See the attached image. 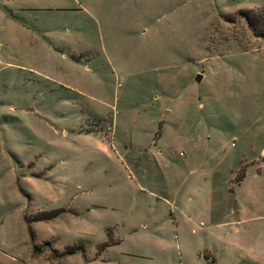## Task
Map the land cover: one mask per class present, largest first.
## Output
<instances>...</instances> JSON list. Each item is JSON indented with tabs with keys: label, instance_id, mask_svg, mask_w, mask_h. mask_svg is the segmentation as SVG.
I'll return each instance as SVG.
<instances>
[{
	"label": "rangeland",
	"instance_id": "rangeland-1",
	"mask_svg": "<svg viewBox=\"0 0 264 264\" xmlns=\"http://www.w3.org/2000/svg\"><path fill=\"white\" fill-rule=\"evenodd\" d=\"M262 11L0 0V264H264Z\"/></svg>",
	"mask_w": 264,
	"mask_h": 264
},
{
	"label": "trees",
	"instance_id": "trees-1",
	"mask_svg": "<svg viewBox=\"0 0 264 264\" xmlns=\"http://www.w3.org/2000/svg\"><path fill=\"white\" fill-rule=\"evenodd\" d=\"M246 23L249 27V29H251V31L253 32V34L264 40V11H262L259 14H252V16L248 17L246 19ZM52 216L51 215H47V216H41L38 217V220H48L51 219ZM39 250V251H38ZM42 251L41 247H33V255H36L37 253H40Z\"/></svg>",
	"mask_w": 264,
	"mask_h": 264
},
{
	"label": "crops",
	"instance_id": "crops-1",
	"mask_svg": "<svg viewBox=\"0 0 264 264\" xmlns=\"http://www.w3.org/2000/svg\"><path fill=\"white\" fill-rule=\"evenodd\" d=\"M35 255L30 254L29 259L26 260H18L19 262H21V264H36V259H35Z\"/></svg>",
	"mask_w": 264,
	"mask_h": 264
},
{
	"label": "water",
	"instance_id": "water-1",
	"mask_svg": "<svg viewBox=\"0 0 264 264\" xmlns=\"http://www.w3.org/2000/svg\"><path fill=\"white\" fill-rule=\"evenodd\" d=\"M196 81L198 82V80L196 79Z\"/></svg>",
	"mask_w": 264,
	"mask_h": 264
},
{
	"label": "built area",
	"instance_id": "built-area-1",
	"mask_svg": "<svg viewBox=\"0 0 264 264\" xmlns=\"http://www.w3.org/2000/svg\"><path fill=\"white\" fill-rule=\"evenodd\" d=\"M110 128H108V130H109Z\"/></svg>",
	"mask_w": 264,
	"mask_h": 264
}]
</instances>
